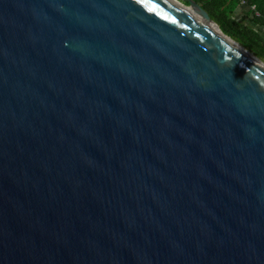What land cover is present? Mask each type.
<instances>
[{
  "label": "water",
  "instance_id": "obj_1",
  "mask_svg": "<svg viewBox=\"0 0 264 264\" xmlns=\"http://www.w3.org/2000/svg\"><path fill=\"white\" fill-rule=\"evenodd\" d=\"M188 2L0 0V264H264V61Z\"/></svg>",
  "mask_w": 264,
  "mask_h": 264
},
{
  "label": "trees",
  "instance_id": "obj_2",
  "mask_svg": "<svg viewBox=\"0 0 264 264\" xmlns=\"http://www.w3.org/2000/svg\"><path fill=\"white\" fill-rule=\"evenodd\" d=\"M178 1L189 5L188 0ZM194 1L224 34L264 61V0Z\"/></svg>",
  "mask_w": 264,
  "mask_h": 264
},
{
  "label": "bare ground",
  "instance_id": "obj_3",
  "mask_svg": "<svg viewBox=\"0 0 264 264\" xmlns=\"http://www.w3.org/2000/svg\"><path fill=\"white\" fill-rule=\"evenodd\" d=\"M208 26L214 29L215 31H219V28L213 24H208Z\"/></svg>",
  "mask_w": 264,
  "mask_h": 264
},
{
  "label": "built area",
  "instance_id": "obj_4",
  "mask_svg": "<svg viewBox=\"0 0 264 264\" xmlns=\"http://www.w3.org/2000/svg\"><path fill=\"white\" fill-rule=\"evenodd\" d=\"M242 3L243 4H245V2L242 0ZM253 10H255V8H253ZM260 15L259 14H257V17H259Z\"/></svg>",
  "mask_w": 264,
  "mask_h": 264
}]
</instances>
